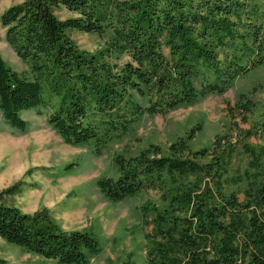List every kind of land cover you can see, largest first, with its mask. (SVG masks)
Here are the masks:
<instances>
[{"label": "trees", "instance_id": "obj_1", "mask_svg": "<svg viewBox=\"0 0 264 264\" xmlns=\"http://www.w3.org/2000/svg\"><path fill=\"white\" fill-rule=\"evenodd\" d=\"M62 8L74 15L58 17ZM0 24L30 75L0 55L4 121L22 131L20 112L44 109L64 144L92 145L96 156L142 115L221 94L264 67V0H19L1 13ZM72 29L110 32L108 44L80 49ZM252 106L244 94L236 99L237 111L248 114ZM199 129L191 127L165 150L149 145L134 156L116 155V177L95 185L110 202L146 189L160 193L163 206L142 207L150 225L148 264H264V146L236 142L249 159L236 176L245 186L228 191L224 177L235 142L223 135L191 150L188 141ZM251 134L247 129L242 137ZM205 157L209 162L198 161ZM13 190L0 193L2 239L56 264H86L99 253L94 233L63 230L45 208L28 214L3 203L1 195Z\"/></svg>", "mask_w": 264, "mask_h": 264}, {"label": "rangeland", "instance_id": "obj_2", "mask_svg": "<svg viewBox=\"0 0 264 264\" xmlns=\"http://www.w3.org/2000/svg\"><path fill=\"white\" fill-rule=\"evenodd\" d=\"M18 1L0 0V15ZM56 13L60 18L74 15L64 8ZM69 35L80 49L94 52L108 44L110 32L100 36L72 29ZM0 55L11 69L30 76L28 65L7 44L1 24ZM111 61H115L113 56ZM240 94L253 102L248 114L235 107ZM134 99L145 104L144 98L135 95ZM40 112L36 109L20 112L26 121L22 131L8 125L0 112V193L14 186L12 192L1 195L2 202L28 214L45 208L63 230L94 233L101 249L86 264H148L144 234L150 225L144 224L142 207L163 206L160 193L146 189L124 200L110 202L100 193L95 181L100 177H116L113 162L116 155L134 156L149 145L165 150L191 127L199 126V131L188 141L189 148H209L216 137L230 135L236 146L224 177L226 189L243 188L245 182L236 183V176L247 169L249 159L236 142L264 146V67L236 79L221 94H209L164 115H142L98 156L92 153V145L64 144L47 123L46 110L40 109ZM247 129L253 134L243 138ZM209 160L210 157L198 158L201 163ZM151 213L145 218L150 219ZM0 264L56 263L23 251L0 237Z\"/></svg>", "mask_w": 264, "mask_h": 264}]
</instances>
